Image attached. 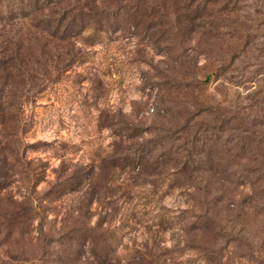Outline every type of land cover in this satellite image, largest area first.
Instances as JSON below:
<instances>
[{
	"label": "rangeland",
	"instance_id": "obj_1",
	"mask_svg": "<svg viewBox=\"0 0 264 264\" xmlns=\"http://www.w3.org/2000/svg\"><path fill=\"white\" fill-rule=\"evenodd\" d=\"M0 264H264V0L0 21Z\"/></svg>",
	"mask_w": 264,
	"mask_h": 264
},
{
	"label": "trees",
	"instance_id": "obj_2",
	"mask_svg": "<svg viewBox=\"0 0 264 264\" xmlns=\"http://www.w3.org/2000/svg\"><path fill=\"white\" fill-rule=\"evenodd\" d=\"M46 0H0V21L6 20V17H18L22 15L27 8L35 7L39 3H44ZM51 2L53 0H50ZM206 79H210L207 76Z\"/></svg>",
	"mask_w": 264,
	"mask_h": 264
}]
</instances>
